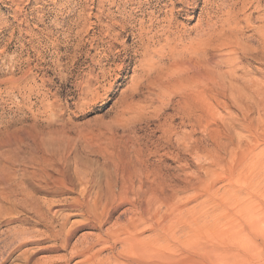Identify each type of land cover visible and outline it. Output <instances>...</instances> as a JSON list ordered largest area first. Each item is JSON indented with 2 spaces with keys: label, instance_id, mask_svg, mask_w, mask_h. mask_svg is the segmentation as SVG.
I'll return each instance as SVG.
<instances>
[{
  "label": "rangeland",
  "instance_id": "obj_1",
  "mask_svg": "<svg viewBox=\"0 0 264 264\" xmlns=\"http://www.w3.org/2000/svg\"><path fill=\"white\" fill-rule=\"evenodd\" d=\"M263 31L264 0H0V264H81L143 209L142 240L172 264H264ZM204 56L213 80L178 69ZM123 179L129 201L97 227ZM68 214L76 230L53 249ZM216 223L240 235L190 243Z\"/></svg>",
  "mask_w": 264,
  "mask_h": 264
},
{
  "label": "bare ground",
  "instance_id": "obj_2",
  "mask_svg": "<svg viewBox=\"0 0 264 264\" xmlns=\"http://www.w3.org/2000/svg\"><path fill=\"white\" fill-rule=\"evenodd\" d=\"M173 17V16H172ZM168 21H169V25H167V29L169 30V32L168 33H170V34H172V35H175V36H178L179 37V35H177L175 32H173L172 31V29H173V27H171V20L170 19H167ZM174 20V19H173ZM173 20H172V23H173ZM211 21V20H210ZM212 23H210V25H211ZM175 25V24H174ZM173 25V26H174ZM235 26V28H236V25H234ZM178 27V26H177ZM172 28V29H171ZM176 28V27H175ZM234 28V27H233ZM177 31V30H176ZM222 32H224L223 30H222ZM222 32H220V34H222ZM260 32V31H259ZM264 32V31H263ZM261 33V32H260ZM167 34V33H166ZM179 34V33H178ZM219 34V35H220ZM171 36V35H170ZM262 36V35H261ZM172 37V36H171ZM177 37V38H178ZM182 37H184V36H182ZM201 37V36H200ZM223 37V36H222ZM222 37H221V40H222ZM231 37V36H230ZM173 38H175L174 36H173ZM172 38V39H173ZM228 38V37H227ZM181 39V38H180ZM203 39H205V38H203ZM232 39V38H231ZM235 39V38H234ZM174 40V39H173ZM172 40V41H173ZM179 40V39H178ZM183 40V39H182ZM201 40H202V37H201ZM207 40V39H206ZM205 40V41H206ZM220 40V41H221ZM236 40H237V38H236ZM262 40V42H264L263 40H264V35H263V39H261ZM181 41V40H180ZM229 40L228 39H226L225 38V43L226 44H230L229 42H228ZM235 42H237V41H234V43ZM174 43V42H173ZM178 43V42H177ZM193 43V42H192ZM240 42H238L237 44H239ZM200 44H201V42H200ZM203 44H205V43H203ZM203 44L202 45H200V46H202V49H204L203 48ZM264 44V43H263ZM165 45V44H164ZM177 44H176V42H175V45L174 46H172V44L170 45V47L171 48H176L177 46H176ZM195 45V44H194ZM198 45V44H197ZM197 45H195V47L194 46H192V47H194V49L192 50V52H193V54H195V52H196V54H198L199 53V48H198V46ZM206 45V44H205ZM222 46H225L224 45V43H222L221 44ZM236 45V44H235ZM240 45V44H239ZM176 46V47H175ZM182 46V45H181ZM180 46V47H181ZM186 46V47H185ZM187 46L188 45H184V47H185V49H187ZM227 46H229V45H227ZM237 46V45H236ZM164 48V47H163ZM162 48V49H163ZM183 48V47H182ZM229 48V47H228ZM233 48V47H232ZM178 49V48H177ZM184 49V48H183ZM161 50V49H160ZM165 50V49H164ZM174 50H176V49H174ZM180 50H181V48H180ZM240 50H241V47H240ZM178 51H179V49H178ZM184 51H186V50H184ZM162 52V51H161ZM170 52V51H169ZM175 52V51H174ZM206 52H207V50H206ZM176 54L175 55H177V51L175 52ZM180 52H178V54H179ZM202 53V52H201ZM204 53V55H206L205 54V52H203ZM235 53V52H234ZM166 54V53H165ZM164 54V52H163V55H165ZM185 54V53H184ZM190 54H192V53H190ZM195 54V55H196ZM208 54V53H207ZM171 55V54H170ZM174 55V56H175ZM202 55V54H201ZM197 56V55H196ZM258 56V55H257ZM261 56H262V54H261ZM260 56V57H261ZM188 57V56H187ZM186 57V58H187ZM195 57V56H194ZM198 57V56H197ZM259 57V58H260ZM167 58V57H166ZM170 58V56L168 57V59ZM203 58V59H202ZM257 58V57H256ZM262 59L264 58V57H261ZM179 59H181L180 57H179ZM259 60H261V59H259ZM263 61H264V59H263ZM173 62V61H172ZM219 63V62H218ZM180 64V63H179ZM213 65H215V64H213L212 62H211V60H210V56L207 58L206 56H204V57H200V58H197L196 60L195 59H190V60H188V61H186L185 63H182V64H180V65H177L178 66V69H182V70H186V71H191V73L190 74H192V78H193V81L194 82H196V83H202V82H204V83H206V81H210V80H213V76H212V73L214 74L215 73V71H216V69H215V67L213 66ZM175 66V65H174ZM219 67V66H218ZM177 68V67H176ZM181 70V71H182ZM180 71V70H179ZM184 72V71H183ZM218 72V71H217ZM189 73V72H188ZM234 75V74H233ZM216 77V76H215ZM218 80V79H217ZM198 81V82H197ZM216 81V80H215ZM212 82V81H211ZM203 83V84H204ZM211 84V83H210ZM256 84V83H255ZM257 85H258V83H257ZM260 85H261V83H259V85H258V90L260 89V94H263L264 95V91L263 90H261V88H260ZM206 86H207V84H206ZM262 86V85H261ZM256 86H254V88H255ZM123 178H125V177H123ZM90 182V181H89ZM88 184V183H87ZM91 184V183H90ZM89 184V185H90ZM120 184H122V186L120 185ZM119 185L121 186V188H119L120 189V193L118 194V196H116V198L114 199V201H113V204L114 205H111V207H110V209H107L108 211H103V212H101V213H98L97 211H96V213H92L93 214V216H91V212L88 210V212L86 213V214H88V216H91L92 218L93 217H95V219H93L94 221H92L93 223H95V225L97 224L100 228H101V226L102 225H104L108 220H110V217L112 216V214H114V212H115V210L117 209V207L119 206L120 207V205L121 204H123V203H127V201H129V197H128V193H127V190L129 189L128 188V186L129 185H127L128 183H127V180L126 179H123V183H120ZM91 186V185H90ZM85 188V187H84ZM90 188V187H89ZM91 189V188H90ZM90 189L88 190L89 192H90ZM87 196H89V194L87 193V189H86V194H84V197H87ZM130 196V195H129ZM114 197V196H113ZM113 197H111V198H113ZM91 198V197H90ZM94 198V197H93ZM92 198V199H93ZM86 201L87 200H83V201H80V200H77L76 201V199H75V201L74 202H71V203H66V204H64V206L65 207H69V208H72L73 209V212H74V210H80V209H85L86 208ZM136 201V200H135ZM154 201H156V199H154ZM90 202H92V201H90ZM89 202V203H90ZM94 202H96V201H94ZM50 203H52V202H50ZM99 203V202H98ZM98 203H97V205H98ZM91 205H92V203H90ZM89 204V205H90ZM103 204V203H102ZM48 206H50V209L51 208H53V207H55V206H57L55 203H52V204H50V205H48ZM63 207V206H62ZM250 206L248 205V204H246L245 206H243V207H241L240 209H241V211L244 213V214H246V216L248 217V218H252L253 217V214H254V210H252V209H250L249 208ZM89 208V207H88ZM91 208H94V207H91ZM68 209V208H67ZM56 209H54L53 208V211H55ZM71 210V209H70ZM93 210H95V208L93 209ZM140 210H142V209H140ZM143 210H145V209H143ZM143 210L141 211V215L139 214V217L137 218V219H134V218H132V219H130V221H128L127 223H123V225L122 226H120L119 228H117V230H111V231H107V230H105L106 232L105 233H103V234H100L99 233V235H98V237H96V238H94L95 239V243H87V245L83 248V247H81V248H83L78 254H80V255H82V256H84V260H82V262H81V264H161V263H163V264H172V262L173 261H175L176 259V257L175 256H173L174 255V251H173V249L172 248H167L168 250H172L173 251V254H164L163 253V251L162 250H160L159 249V247H161V246H159V247H157V246H153V243H152V246L151 245H148L147 243V241H146V245H144L143 243L145 242L144 240H142V233L140 232L142 229H140V227L143 225L142 223H143V221H144V219H143V217L145 216V212H143ZM86 211V210H85ZM55 213H60L58 210L57 211H55ZM140 213V212H139ZM150 213V212H149ZM61 214V213H60ZM100 214V215H99ZM150 215V214H149ZM252 215V216H251ZM67 216V215H66ZM64 217V216H63ZM62 217V218H63ZM69 217V214H68V216L67 217H65V218H63L62 220H63V223H62V227H61V229L59 230V231H54L53 233H49V234H51L50 236H49V238H52V242L53 241H56L53 245H52V248L53 249H63V248H66L67 246H69L68 244H69V238H70V236H71V234H74V233H72L74 230H76V229H74L73 231L71 230V227H72V225L74 226L75 224L73 223L72 225L71 224H69L70 226V229H68V230H66V224H68V220L70 219V217ZM91 218V219H92ZM145 218V217H144ZM147 218V217H146ZM145 218V219H146ZM159 218L160 217H158V220H159ZM154 220H156L155 218H153ZM61 220V221H62ZM148 219H146V221H147ZM153 221V220H152ZM52 223V222H51ZM71 223V222H70ZM144 223H146V222H144ZM159 223H161V222H159ZM59 224V223H58ZM85 224H87V223H85ZM153 224V223H152ZM151 224V225H152ZM172 226H171V231L173 230V229H175V227L176 226H178L179 224H182V222L180 221V220H178V219H173V222H172ZM96 225V226H97ZM160 225V224H159ZM83 226V225H82ZM91 226V225H90ZM97 226V227H98ZM154 226H156V227H158V225H154ZM185 226H186V224H185ZM76 228V227H75ZM80 228V227H79ZM177 228V227H176ZM182 228V227H181ZM162 229V228H161ZM208 228L207 227H205L204 228V235H200L199 233H196V234H191V238H190V240L189 241H191L190 243H195V242H199L200 240H202V238L204 239V237L206 238V237H208L206 234L208 233V232H210L211 234H214V237H216L219 241H222V240H225V239H231V238H236V237H238L239 235H240V231H239V229L238 230H236V226L235 225H230V226H228V227H224L223 225H221V224H218V223H216V224H214V227H212V228H210V230L211 231H208L207 230ZM155 230V229H154ZM159 230V229H158ZM184 230V229H183ZM104 231V230H103ZM75 232V231H74ZM157 232V231H156ZM158 232H160V231H158ZM173 232L174 231H172V232H170V235H169V237H165V239H166V241H168L169 242V247L171 246V245H173V244H176L175 242H173V240H175L176 239V236H175V234H173ZM209 233V234H210ZM160 234V233H159ZM229 235V236H228ZM73 236V235H72ZM159 236V235H158ZM161 236V235H160ZM170 236H171V238H170ZM61 238H63V239H61ZM161 238H159L158 240H159V243H158V245H161L160 243V240ZM215 239V238H214ZM58 240H59V242H58ZM29 241V240H28ZM37 241V240H36ZM144 241V242H143ZM188 241V240H187ZM205 241V240H204ZM211 241V240H210ZM32 242H34V241H32ZM31 242V243H32ZM155 242V241H154ZM173 244H172V243ZM182 242V241H181ZM180 242V243H181ZM150 243V242H149ZM183 243V242H182ZM204 243V242H203ZM211 243V242H210ZM97 244H100V246H102L101 247V249H99V250H97V251H93V248H94V246L95 245H97ZM198 244H200V243H198ZM116 245H119V246H121V250L120 251H116L117 253L112 257L111 256V258H108L106 261H104V260H102V258L101 257H103L102 255L100 256V252H101V250H104V249H107V248H109L110 249V251H112L111 249H114L115 247H116ZM195 245H196V243H195ZM195 245H193V246H195ZM191 246V245H190ZM205 246V245H204ZM217 246V245H216ZM216 246H214V248H212V249H206L205 251H206V253H214L215 254V252H217V253H219L218 251H221L222 252V250H219L218 248H216ZM221 246H224V245H221ZM43 247V246H42ZM172 247V246H171ZM176 248H177V246H175ZM225 247V246H224ZM48 248V247H47ZM68 248V247H67ZM190 248V247H189ZM207 248V247H206ZM216 248V250H213V249H215ZM222 248V247H221ZM40 249H42V248H40ZM46 249V248H45ZM187 249V248H186ZM226 249V248H225ZM65 250V249H64ZM76 250V249H75ZM75 250L73 249L72 251L75 253ZM116 250V249H115ZM175 250V249H174ZM192 250V249H191ZM77 251V250H76ZM184 251V250H183ZM115 252V251H114ZM113 252V253H114ZM184 252H187V251H184ZM74 253H72V254H74ZM172 253V252H171ZM112 254V253H111ZM182 254V253H181ZM71 255V254H70ZM113 255V254H112ZM72 256V255H71ZM63 257V256H62ZM62 257H61V259H62ZM67 257V256H66ZM175 257V258H174ZM28 258H30V256L28 257ZM104 258H106V257H103V259ZM60 259V258H59ZM67 259V258H66ZM175 259V260H174ZM69 260H70V258H69ZM64 261V260H63ZM63 261H62V263H63ZM60 262H61V260H60ZM65 262V261H64ZM69 263V262H68ZM37 264H49V262H47V261H40V262H38ZM52 264H54V263H52Z\"/></svg>",
  "mask_w": 264,
  "mask_h": 264
}]
</instances>
